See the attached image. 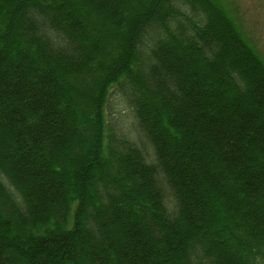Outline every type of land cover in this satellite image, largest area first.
<instances>
[{"label":"trees","instance_id":"16d2710c","mask_svg":"<svg viewBox=\"0 0 264 264\" xmlns=\"http://www.w3.org/2000/svg\"><path fill=\"white\" fill-rule=\"evenodd\" d=\"M0 264H264V63L216 0H0Z\"/></svg>","mask_w":264,"mask_h":264},{"label":"rangeland","instance_id":"374dc122","mask_svg":"<svg viewBox=\"0 0 264 264\" xmlns=\"http://www.w3.org/2000/svg\"><path fill=\"white\" fill-rule=\"evenodd\" d=\"M235 23L246 43L252 48L264 63V0H216ZM115 87L109 89L107 110L105 109V137L106 149L109 123L112 117L124 115L134 121L130 107L123 101L119 91ZM113 121V120H112ZM115 122V121H113ZM118 123V121H116ZM115 124V123H114ZM128 126V125H127ZM129 139L138 138L141 135L137 127H123ZM139 134V135H138ZM149 159H152L151 149L145 142Z\"/></svg>","mask_w":264,"mask_h":264}]
</instances>
